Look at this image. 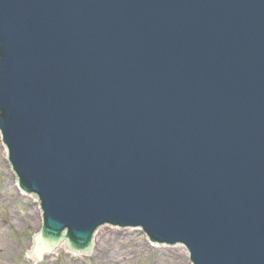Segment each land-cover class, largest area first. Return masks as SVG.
<instances>
[{"label":"water","instance_id":"95a60500","mask_svg":"<svg viewBox=\"0 0 264 264\" xmlns=\"http://www.w3.org/2000/svg\"><path fill=\"white\" fill-rule=\"evenodd\" d=\"M0 132L40 253L264 264V0H0Z\"/></svg>","mask_w":264,"mask_h":264},{"label":"rangeland","instance_id":"374dc122","mask_svg":"<svg viewBox=\"0 0 264 264\" xmlns=\"http://www.w3.org/2000/svg\"><path fill=\"white\" fill-rule=\"evenodd\" d=\"M4 151L0 140V264H110L113 263L110 256L123 257L115 264H172L168 258L176 251L179 256L182 254L183 247L153 249L141 233L131 235V230H127L124 238L115 236L119 229L102 227L95 234L90 258L70 256L67 250L59 248L40 263L31 261L27 251L32 248V234L40 230L39 208L32 197L20 194L15 188ZM104 232L107 239H101ZM184 264H188V259Z\"/></svg>","mask_w":264,"mask_h":264},{"label":"bare ground","instance_id":"6f19581e","mask_svg":"<svg viewBox=\"0 0 264 264\" xmlns=\"http://www.w3.org/2000/svg\"><path fill=\"white\" fill-rule=\"evenodd\" d=\"M3 156H4V157L6 156L5 151H4ZM14 186H16V185L14 184ZM15 188H16V187H15ZM103 238H104V239H107V234H106L105 232L102 233L101 239H103ZM60 248L65 249V244L62 245V246H60ZM178 248H179V247H178ZM182 250H183V249H182ZM31 251H32V248H31ZM183 254H184V256H183ZM180 256H181V257L183 256V258H180ZM180 256L178 255V251H176V252H174V256L171 257V258H168V259H171L172 264H180V263H181V260H183V264H184V262L188 259V258H187V252H186L185 250H183L182 254L180 253ZM175 257H177V258H175ZM109 258H110V259L112 260V262H113V263L110 262V264H115V263H116V260L118 261L119 258H120V259H123V257L115 258L114 256H110ZM162 258H163V257H162ZM161 261H162V259H161ZM114 262H115V263H114Z\"/></svg>","mask_w":264,"mask_h":264}]
</instances>
